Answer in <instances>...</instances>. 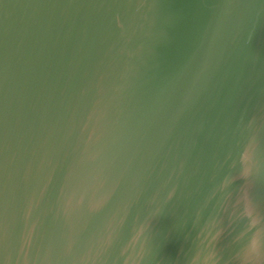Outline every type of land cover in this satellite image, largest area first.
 <instances>
[{
  "label": "water",
  "instance_id": "water-1",
  "mask_svg": "<svg viewBox=\"0 0 264 264\" xmlns=\"http://www.w3.org/2000/svg\"><path fill=\"white\" fill-rule=\"evenodd\" d=\"M0 264H264V0H0Z\"/></svg>",
  "mask_w": 264,
  "mask_h": 264
}]
</instances>
